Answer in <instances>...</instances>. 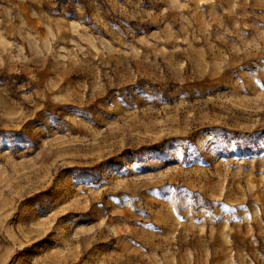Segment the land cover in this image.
<instances>
[{
    "label": "rangeland",
    "instance_id": "374dc122",
    "mask_svg": "<svg viewBox=\"0 0 264 264\" xmlns=\"http://www.w3.org/2000/svg\"><path fill=\"white\" fill-rule=\"evenodd\" d=\"M0 264H264V0H0Z\"/></svg>",
    "mask_w": 264,
    "mask_h": 264
}]
</instances>
